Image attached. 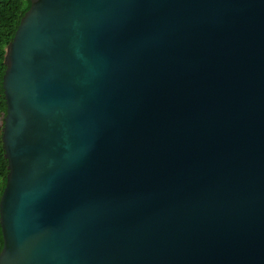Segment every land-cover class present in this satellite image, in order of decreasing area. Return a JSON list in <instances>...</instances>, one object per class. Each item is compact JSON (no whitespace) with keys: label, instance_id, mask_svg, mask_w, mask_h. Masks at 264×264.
Masks as SVG:
<instances>
[{"label":"water","instance_id":"obj_1","mask_svg":"<svg viewBox=\"0 0 264 264\" xmlns=\"http://www.w3.org/2000/svg\"><path fill=\"white\" fill-rule=\"evenodd\" d=\"M30 1L0 264H264V0Z\"/></svg>","mask_w":264,"mask_h":264},{"label":"trees","instance_id":"obj_2","mask_svg":"<svg viewBox=\"0 0 264 264\" xmlns=\"http://www.w3.org/2000/svg\"><path fill=\"white\" fill-rule=\"evenodd\" d=\"M31 7L30 0H0V197L5 189L8 174V160L2 142L4 117L7 113V102L4 93V74L6 70L5 55L9 42L13 39L21 18ZM3 237L0 225V251Z\"/></svg>","mask_w":264,"mask_h":264}]
</instances>
